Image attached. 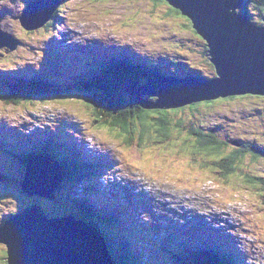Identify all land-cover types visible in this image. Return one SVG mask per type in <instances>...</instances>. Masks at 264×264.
Instances as JSON below:
<instances>
[{
	"label": "rangeland",
	"instance_id": "1",
	"mask_svg": "<svg viewBox=\"0 0 264 264\" xmlns=\"http://www.w3.org/2000/svg\"><path fill=\"white\" fill-rule=\"evenodd\" d=\"M25 2L26 0H0L1 10L8 7L5 9L8 15L6 12L1 13L0 30L16 37V46L19 41L17 47L13 46L12 53L9 52L11 50L5 51L4 46L8 40L0 33V68L7 72H33V67L52 66L65 54L70 55V52H66L67 48L88 51L95 44L92 40L99 38L104 40L102 43L104 47L99 50L101 53H104L106 48L126 49L145 56L153 55L155 57L150 59L156 63L161 64L162 61L169 60L167 70L169 69L170 74L174 76L185 75L189 72L190 66L196 75L208 79L217 75L208 55H204L207 53L205 41L194 32L184 16L169 12L166 2L64 0L66 4L57 11V17L62 18L61 27L53 32L42 29L40 33H36L37 30L26 32L18 23L17 15L25 7ZM262 4L263 0H250L246 7L250 19L257 25H261L264 14L259 11ZM61 64L62 68L66 69L70 60L63 59ZM0 79H2L1 75ZM73 82L74 79L52 82L55 83V88L64 90L60 93L63 95L61 97H54L56 94L45 95L20 104H7V101L4 102L0 98V125H2L0 130L7 127L14 135L24 133L31 136L34 134L49 136L47 132H53L48 130L49 125L56 126L74 121L85 140L83 141L79 134L78 137L71 134L65 136L79 141V145L83 146L86 152L104 154L113 161L112 168L97 177L103 192L108 194L112 189L119 191L121 195H116L118 201L127 206L124 195L136 182L137 186L140 184L148 191L146 195L149 196L150 191H153L151 203L146 201L145 208L148 214L154 217H150L148 225L155 228L157 224L159 233L165 234L168 230L171 233L175 228L172 224H175L184 230L182 237L185 234L192 237L194 235L192 224L199 226L200 222L192 221L189 214L185 216V223L182 222L180 217L182 213L177 210H193L190 214H205L207 216L205 219L211 223L212 229H216L213 226L224 223L217 227L221 231L218 233L222 235L227 233L230 242L235 243L244 264H264V218L256 212V209L264 208V96L246 95L228 100L217 99L212 100L208 105L199 102L197 108L193 110L188 106L183 107L185 108L183 110L168 109L167 118L172 126L170 135L173 134L170 139L173 140L167 143L168 137L164 142H160L161 139L156 136H159L158 132H163V129L157 125L156 128L160 129L155 131V127L151 126L148 136L143 140L145 144L140 149L136 148L132 151L124 144L126 134L98 126L103 119V112H100V116H95L79 98L78 92L73 90V87L71 91L67 87ZM145 83L146 80L141 84ZM2 92L4 87L0 89V94ZM155 114L156 111L151 110L150 123H156L154 120L159 115ZM190 127L207 130L209 136L218 138L223 146L221 152L213 155L202 152L200 155H195L196 152L189 148L197 141L195 135L190 132ZM63 128L74 130V127L68 125ZM14 135L12 140L16 143L22 142L21 138ZM233 141L238 145L233 144ZM34 142L41 141L34 138ZM31 147L34 148L33 145ZM243 149L246 151L239 162L231 163L228 160L237 151ZM8 151L11 149L2 147L0 143V167L7 170L2 172L5 176L0 178V226L6 218V212H19L31 204L42 206L48 217L59 214L69 215L71 210H66L64 202L74 203L76 200L79 203L82 200L77 197L78 195L89 194L84 191L85 181L81 180L72 183V186L64 185L62 181L59 188L52 190L53 198L28 196L22 192L20 181L24 177L25 161L32 149L29 145H25L15 154H10ZM111 155L114 158H111ZM34 165L41 166L40 163ZM106 168L102 172H105ZM229 170L232 171L228 172ZM250 175L256 177V180L249 179ZM27 177L26 187L31 186L28 190L36 189L38 184ZM88 180L92 182L91 178ZM46 182L49 186V181ZM74 186L77 187L76 190H69ZM99 194L101 191L99 193L94 191L92 196L85 195V197L92 200V204L97 207V203L107 202L103 197L102 202L97 200ZM157 201L160 203L159 210L155 207ZM124 204L121 209L125 207ZM60 207H64L65 211L61 212ZM154 209L159 213L156 214ZM76 211L75 215H78L77 208ZM215 215L219 216L215 220L217 224L213 220ZM245 218L247 219L244 223L242 220ZM86 221L84 223L87 225L81 226L82 231L84 234L89 233L92 239L86 236L98 247L102 237L111 242V236L107 232L100 227L98 229L91 226V222ZM162 221L166 222L165 226L160 224ZM229 221L236 223V230H232ZM253 224L252 230L255 236L251 235L249 230ZM227 227L229 230L225 229ZM176 240H179V237L169 243L158 241L156 244H150L144 237L141 240L145 247L144 259L141 263L179 264L170 257L176 256L173 253L168 255L165 250ZM179 247L183 248L185 253H189V248L183 245ZM0 253L3 254L0 255V264H5L7 248L3 242H0ZM102 257L104 261L109 259L103 253Z\"/></svg>",
	"mask_w": 264,
	"mask_h": 264
},
{
	"label": "water",
	"instance_id": "2",
	"mask_svg": "<svg viewBox=\"0 0 264 264\" xmlns=\"http://www.w3.org/2000/svg\"><path fill=\"white\" fill-rule=\"evenodd\" d=\"M165 1L186 16L205 41L207 55L217 77L211 80L185 77L171 84L159 82L158 77L147 78L145 84L130 80L126 83L125 92L129 96L135 93L130 98L132 103L146 110H168L228 96H264V14L262 24L256 25L248 13L237 12L245 0ZM37 2L47 3L50 10L58 4V0ZM49 17L45 10H36L31 18L28 14L21 16L20 20L25 29L34 30ZM144 95L155 99L144 98ZM49 168L46 165L30 168L31 177L38 185L30 191L21 182L23 191L29 195L53 197L52 190L56 187L52 183L50 186L52 175ZM54 177L59 184L58 169ZM82 225L66 217L48 219L41 207L35 204L26 207L0 228V242L7 248V263L112 264L102 257L103 244L99 241L98 247L89 233L84 234Z\"/></svg>",
	"mask_w": 264,
	"mask_h": 264
},
{
	"label": "trees",
	"instance_id": "3",
	"mask_svg": "<svg viewBox=\"0 0 264 264\" xmlns=\"http://www.w3.org/2000/svg\"><path fill=\"white\" fill-rule=\"evenodd\" d=\"M151 1L154 3L166 2L165 0ZM168 6L169 12L183 16L179 10L173 8L170 5ZM261 7L262 8H260L259 11L263 13L264 0ZM243 10H246L245 6L243 7ZM184 18L187 19L189 21V25L192 26L191 21L186 16H184ZM251 21L253 20L251 19ZM253 22L256 24L255 21ZM60 24V22L56 21V27H54V21H50L46 24L45 28L54 30L55 28H58ZM137 60L141 61L142 64ZM145 62H148L147 58L145 57L137 58L136 60L129 59L126 56V51L124 50L111 51L108 56L99 57L96 64H90L88 69L84 71L83 74L76 75V77L78 78L75 81L76 84L69 86L71 88L73 87L72 89L78 92L77 94L79 95V98L86 104V107L90 108L92 112H94L95 116H100V112H103V119L100 120L98 126L110 130H118L126 134L127 137H125L124 144L127 147H130L132 151H134L136 148L142 147L145 144L143 143V140L145 136H148L151 130V126L155 127V131L157 129V125L161 129H163V132H158L159 136H156L157 138L161 139L160 142H164L168 137L173 136V134L170 135V133H172V126L169 124L170 120L169 118H167L166 110H155L156 114L159 115L157 119L154 120L157 124L150 123L149 117L151 110H146L143 108L141 109V107L137 104L131 103L130 100L123 94L122 89L124 81L129 79V77L138 79V76L135 75L137 71H154L158 74H168L169 69L167 71L168 64L166 65V61H163L161 64L150 61L153 65L145 64ZM172 62L176 63L175 61ZM190 67H188V70H190ZM129 70L135 73L132 75L131 73H129ZM41 80V76L38 78V80H34L32 77L30 78L28 76H20V78L17 79L14 83L7 84L8 89L2 95V98L5 99V102L7 101V104H20L25 101H32L33 98L42 94L61 93V91L58 92L56 90L55 83H53L54 85H52L50 91L44 92L43 89L41 90L35 85L36 82H40ZM49 82L50 81L47 80V83ZM62 92H64V90H62ZM151 99H154V97H152ZM210 103H212V101L204 102L205 105H208ZM197 105L198 104L189 105L188 108L193 110L197 108ZM183 109L185 108H182L180 110ZM179 124L180 122L178 123V125ZM160 128H158L157 131H159ZM189 130L192 134L195 135L197 140L196 143L192 145L193 151L196 152L195 155H200L202 152L208 155L219 154L221 152L223 146L219 142L220 140L218 138L213 137V135H203L206 133L205 130H203L205 133L203 132V134H200V128L195 129L193 127H190ZM170 141L171 139L168 138L167 143H169ZM184 144L186 143L184 142ZM60 145V142L55 139L53 145L51 146V151H46V154H50L52 158L60 162L62 174L64 177L63 181L78 183L81 180H85V176L90 175V173H85V171H88V169L85 168L86 166H88V164L84 165V167L81 168V165H83V163L79 161V155L77 152H73V156L71 157L68 153H65L63 156L61 152H59V150L57 151V148H60ZM255 146L258 147L259 145ZM245 151L246 149H243L240 152L237 151V153L235 152L236 154L232 155V158L228 160L231 163L239 162L241 160L242 154H244ZM97 162L99 161L97 160ZM229 168H233V170L235 169V167ZM80 169L84 171V173L86 174L85 176L80 175ZM100 170V166H98L95 171L94 169L90 170L91 173H93L88 177V179L91 178L93 181L95 178L94 175L97 174ZM231 171L232 170H229L228 172ZM2 175L5 176V174ZM255 178L251 175L249 177V179ZM88 179L86 180L88 185H86L84 191L88 192L89 194L87 195L89 196L95 191V185ZM75 202L69 203L68 206L65 205L66 210H72V214H76V207L78 204H76ZM60 211H65L64 207H62ZM256 212L259 216L264 218V208L261 207L259 209H256ZM79 214L80 215H78L77 218L87 220L88 223L91 222V226L98 229L100 227V229L102 228L105 232H108L114 240H120L119 243H117L113 242L111 239V242L109 244L111 249V256L115 264H134L137 259V253L132 252V247L128 244L134 237V233L131 231V224L129 223V221L125 220L123 214L116 213L115 215H110L104 209H96L94 204H92V202L84 197L82 198V204ZM113 232H118V234H113ZM203 232L204 233H197L198 236L196 240L198 242L203 241L205 242L207 248L210 247V249H206L209 251L205 253H202L200 249L190 250L189 253H185L183 251V248H180L179 245H173V248H166L165 250L167 251L168 255L173 253L176 257H170L173 261H176L179 264H230V262L226 258L228 249L223 246V242L212 236L213 234L211 235V231L203 230ZM196 240L192 242L188 241V243L191 242L192 245H196ZM186 244L187 243H181L180 245L186 246ZM216 247L217 250L212 251ZM118 249L122 250V254L117 253L116 250ZM234 261L235 259L231 258V264H233ZM5 264H7L6 259Z\"/></svg>",
	"mask_w": 264,
	"mask_h": 264
},
{
	"label": "bare ground",
	"instance_id": "4",
	"mask_svg": "<svg viewBox=\"0 0 264 264\" xmlns=\"http://www.w3.org/2000/svg\"><path fill=\"white\" fill-rule=\"evenodd\" d=\"M3 10V9H2ZM4 12H6V10L4 9L3 10ZM21 12V11H20ZM47 14H49V13H47ZM6 15H8L7 14V12H6ZM16 15V14H15ZM14 15V16H15ZM17 17H19V15H17ZM34 31H36V30H34ZM32 32V31H31ZM152 98V97H151ZM233 144H236V145H238V143L237 142H235V141H233ZM242 147V146H241ZM41 155H44L45 157H44V159H46V153H44L43 152V154L41 153ZM41 162L42 163H45V164H47V165H49L50 166V173L54 176V173H55V170L57 169V167H59V169H60V167L61 166H57V165H55V164H53V162H47V161H44V160H41ZM49 181H50V186H51V183H52V185L54 186V188L56 187V185L58 184V179H57V177H53V178H51V179H49ZM31 188V186L29 185V186H27V189H30ZM142 189H143V191L145 192V194H147V190L144 188V187H142ZM166 194H163V196H165ZM170 204V203H169ZM60 215V214H59ZM219 216L218 215H215L214 216V218H213V220H214V223H216L215 222V220H216V218H218ZM245 219H247V218H245ZM220 220V219H219ZM249 222H251V220H249ZM217 224V223H216ZM229 226L230 227H232L233 229H236V223L235 222H233V221H229ZM117 242V243H119V241L120 240H118L117 241V239L116 240H113V242Z\"/></svg>",
	"mask_w": 264,
	"mask_h": 264
},
{
	"label": "snow or ice",
	"instance_id": "5",
	"mask_svg": "<svg viewBox=\"0 0 264 264\" xmlns=\"http://www.w3.org/2000/svg\"><path fill=\"white\" fill-rule=\"evenodd\" d=\"M0 255H3L2 253H0Z\"/></svg>",
	"mask_w": 264,
	"mask_h": 264
}]
</instances>
